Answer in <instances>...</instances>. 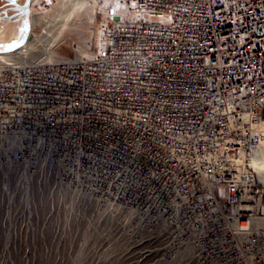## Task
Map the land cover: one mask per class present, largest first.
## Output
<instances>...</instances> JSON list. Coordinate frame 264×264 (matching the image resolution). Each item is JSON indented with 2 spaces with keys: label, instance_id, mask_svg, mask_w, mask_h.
<instances>
[{
  "label": "built area",
  "instance_id": "1",
  "mask_svg": "<svg viewBox=\"0 0 264 264\" xmlns=\"http://www.w3.org/2000/svg\"><path fill=\"white\" fill-rule=\"evenodd\" d=\"M106 10L89 54L2 64L1 167L55 176L78 166L97 178L98 204L138 209L146 237L185 243L200 264H264V229H251L264 189L247 164L264 136V0H113ZM100 101L113 113L86 120ZM66 118L83 120L65 131ZM96 151L97 164L85 161Z\"/></svg>",
  "mask_w": 264,
  "mask_h": 264
},
{
  "label": "rangeland",
  "instance_id": "2",
  "mask_svg": "<svg viewBox=\"0 0 264 264\" xmlns=\"http://www.w3.org/2000/svg\"><path fill=\"white\" fill-rule=\"evenodd\" d=\"M109 1L94 0L74 10L75 0H36L34 13L55 27L65 25L56 37L46 39L44 26L36 23L21 55L32 56L27 61L43 58L48 40H53L51 52L58 58L81 54L77 46L90 49ZM9 7L0 0V13ZM9 189L8 194L0 185V264H200L191 250L171 249L162 237H146L135 220H127V213L71 188L41 183L20 200V192Z\"/></svg>",
  "mask_w": 264,
  "mask_h": 264
},
{
  "label": "bare ground",
  "instance_id": "3",
  "mask_svg": "<svg viewBox=\"0 0 264 264\" xmlns=\"http://www.w3.org/2000/svg\"><path fill=\"white\" fill-rule=\"evenodd\" d=\"M25 0H17L18 4H23ZM36 0H30V5L29 8L27 10H23V11H17V10H13L11 9L12 7L10 6L9 8H7L6 10L2 11L0 13V68H4L2 66L3 63L5 62H14V64L16 65V63L19 65L21 63H31L33 61H37L38 59H33L30 61H27L26 58H31L32 56H27L24 54L21 55V52L24 51L25 47H27L28 45H30L31 42V37H32V29L33 26L36 23L41 22L42 25L44 26V29L46 30V34L44 37H46V39L48 37H50V35L52 34L53 37H56L58 35V33L61 30V27L65 25V23H63L62 25H58L57 27H55V22L51 23V21L48 18H45L37 13L33 12V5L35 3ZM48 1V0H45ZM94 0H75L74 3V7L72 9L76 10L79 9L81 7H84L85 5H87L89 2H92ZM117 0H115L116 2ZM113 0H110L108 5L105 7L104 9V18L107 15V8L112 4ZM64 3V2H63ZM8 5V4H7ZM57 9V8H55ZM5 11H7L6 15H5ZM65 22V19L63 20ZM55 27V28H54ZM54 28V29H53ZM53 29V30H51ZM59 29V30H58ZM26 30L28 31L27 33V37L24 43H21L20 45H18L17 47L13 48L12 45L16 44L17 42H19L21 40V38L23 37V35L25 34ZM97 39V38H96ZM62 40V39H60ZM95 45H97V40L95 41ZM99 44V43H98ZM51 46H53V40H48L46 43V47H43L42 50V54L44 55L43 58H40L42 63L45 64H49V65H55L57 63L60 62H65L68 61L66 57H57L53 52H51ZM77 49L81 50V54L71 58L72 60L74 59H78L81 56H85L87 54L90 53V49H82V47L77 46ZM30 49V47H29ZM34 50V49H33ZM105 76H102V82L98 81L101 83L100 87H96L95 90H98L96 92L98 93H104V92H108L109 91V82L105 80ZM147 86L142 87V89H146ZM143 90H141L142 92ZM130 98H134V94L131 93L130 94ZM92 108H93V113H91V116H88L86 120H94V118H97L100 115V109L104 112V111H108V114L111 115L113 113V109L111 110L109 106H106L104 103L101 104H92ZM78 112H82L83 111V106L82 104H80L79 106H77L75 108ZM52 117H54V114L51 115ZM72 120H76L78 122H80V120H83L81 118H66L65 120H62V124L61 127L63 130H67L69 129V126H67ZM260 132L264 133V121L261 123L260 125ZM90 138V134L88 136L85 137V141H88V139ZM67 139H69V137H67ZM70 143V141H68ZM223 149V148H222ZM254 150V149H253ZM222 151V150H221ZM70 153L68 152L67 147L64 148V152H63V156H65V158H68V162H70V164L74 163L75 161L78 162V160L81 158L80 154L78 153L77 155L74 156H70ZM86 155H89L88 153H85ZM98 152L96 151L94 155L92 156H85V161L88 158H94L95 159V163L97 164L99 162V160L97 158H99L98 156ZM55 160L58 161L60 158L56 155L54 156ZM14 161V160H13ZM15 162V161H14ZM60 166H62V168H64V166H66V164H64L65 161L59 160ZM27 163V162H26ZM247 164H248V168H252L253 171L255 172V176L258 177L259 183H261L263 189H264V136L262 137L261 143L259 144L258 148L255 149L251 156L249 157V159L247 160ZM44 165V164H43ZM6 167V168H5ZM50 169V168H49ZM66 173L62 172V175H60V172H58L56 170V175L53 176L51 172H45V171H41V172H37V173H30L28 172V174H19L17 172L16 169L14 168H10L9 166H3L1 167L0 164V185L4 186V190L6 191V193H8V189L10 187H12L13 191L17 192L19 191L20 193L18 194L17 200H20L22 197L25 198H29L30 195L33 193L34 189H38L39 184L41 183H56L61 187H65V188H71L73 190H75L76 192H78L79 194H82L86 197H90V198H94L96 199V192L94 191V184L90 183V181H92L93 179H97L96 177L90 181H86L88 180V178L83 179L82 177V172H83V168H79L78 166H75L74 169H70V167H68ZM51 173V174H50ZM7 175L9 177H7ZM10 182V186L7 187L9 185ZM10 190V189H9ZM100 191V190H98ZM16 192V193H17ZM9 194V193H8ZM102 191H100V193H98V197H102ZM96 200L99 201V199L97 198ZM11 203V202H9ZM127 204H125L124 208H120L117 207V210L115 211H121L124 213L128 214V218L127 220H131V223H133V220H139L138 218H136V213L138 216V209L134 206L129 204V206H127ZM114 211V210H113ZM263 216H261V218L259 217V219L255 220V222L253 221V228L252 232L254 233H259L258 231L261 229H264V206H263ZM133 216L135 218H133ZM137 222V221H136ZM178 224H179V220H178ZM183 224V223H182ZM185 224V223H184ZM242 227L246 226V222H240ZM242 236V234H240V237ZM175 244H178V242H175ZM179 246H177V249H188L192 251V248L185 246V243L179 242ZM145 253V252H144ZM192 253H194L192 251ZM196 259L197 257L194 256ZM197 261L199 262V260L197 259ZM200 263V262H199Z\"/></svg>",
  "mask_w": 264,
  "mask_h": 264
},
{
  "label": "water",
  "instance_id": "4",
  "mask_svg": "<svg viewBox=\"0 0 264 264\" xmlns=\"http://www.w3.org/2000/svg\"><path fill=\"white\" fill-rule=\"evenodd\" d=\"M5 2H7V4H9L13 9V10H19V11H23V10H27L29 8L30 5V0H25L23 4H18L17 0H4ZM10 9V8H9ZM5 15L7 13V11L4 12ZM27 33L28 31L26 30L25 34L23 35V37L21 38V40L19 42H17L16 44L12 45L13 48L17 47L18 45H20L21 43H24L27 37Z\"/></svg>",
  "mask_w": 264,
  "mask_h": 264
}]
</instances>
